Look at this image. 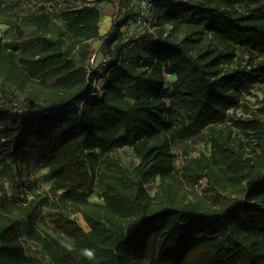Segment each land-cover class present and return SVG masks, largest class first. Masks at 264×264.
Returning a JSON list of instances; mask_svg holds the SVG:
<instances>
[{"label":"trees","instance_id":"trees-1","mask_svg":"<svg viewBox=\"0 0 264 264\" xmlns=\"http://www.w3.org/2000/svg\"><path fill=\"white\" fill-rule=\"evenodd\" d=\"M23 1L43 2L45 10L23 20L38 33L0 44V164L48 169L57 228L75 246L63 250L37 230L48 198L4 192L0 264H147L148 253L151 264H264V147L247 156L232 128L263 140L264 104L243 106L249 118L228 114L264 83V0H145L161 9L150 22L155 30L127 41L117 0H107L114 12L106 36L100 35L106 0L61 9L66 30L47 12V4L64 0ZM99 40L106 61L95 69L90 57ZM132 47L135 59L126 54ZM35 80L45 87L24 90ZM7 84L29 92L20 99ZM221 124L225 129L216 130ZM204 130L211 156L176 172V134L191 139ZM118 148L131 149L138 160L133 169L109 156ZM102 158L117 177L100 170ZM156 178L152 196L146 186ZM204 178L237 198L217 207L179 194L183 180ZM96 181L103 203L89 200ZM70 214H82L88 228ZM23 225L50 262L27 255Z\"/></svg>","mask_w":264,"mask_h":264},{"label":"rangeland","instance_id":"rangeland-1","mask_svg":"<svg viewBox=\"0 0 264 264\" xmlns=\"http://www.w3.org/2000/svg\"><path fill=\"white\" fill-rule=\"evenodd\" d=\"M105 16L107 18L108 9L114 12V5L110 1H105ZM147 2L145 0H117L118 10H119V20L127 21V25L121 29L122 38L128 40L132 37H139L144 34L146 29L149 27L151 31L155 28L151 26L150 22H156L160 8L145 6ZM43 2H24L23 0H0V44L21 39L25 37L32 36L39 32V30L32 25L24 24L23 20L31 17L34 13L41 14L44 12ZM82 4L81 0H64L62 6L55 4L47 10L49 13L48 17L54 23L59 24L64 30L67 29V25L59 19V12L63 8L76 7ZM137 18V21L135 20ZM105 18L102 19V21ZM104 24L102 26V33H105ZM112 28V18L110 20V27L107 28V33L103 36L110 34ZM169 31L171 27L166 26ZM189 28V27H188ZM188 28L181 26L177 31L179 38L185 36ZM192 28V27H190ZM109 30V31H108ZM192 30L199 31L198 28L193 27ZM206 38V36H204ZM104 51L103 41L99 40L94 45V52L98 54L97 61L93 67L95 69L99 68V63L102 59L101 52ZM127 56L131 59L136 58V52L134 48L126 50ZM260 57L258 60H262ZM169 78V77H167ZM102 81V80H101ZM103 82V81H102ZM53 80L47 81V85L52 84ZM7 86L15 92V94L23 99L26 97V92L17 88L13 84H7ZM45 85L42 84L40 80H35L33 82L27 83L24 90H31L33 92H39ZM264 104V83L257 86V88L249 90L245 93V99L242 107H239L241 112H244L243 106L248 108L258 109ZM230 117H237L236 112L230 111ZM238 118V117H237ZM176 126L179 125L180 117L174 116ZM231 124V123H228ZM216 130L225 129V124L215 126ZM233 136L239 137L243 142V147L246 148L248 153L247 156H252L258 153L264 147V138L259 140L256 136H247L241 129L237 126H232ZM2 128L0 127V130ZM208 134V130H204L202 135L193 137L191 139H184L176 134V137L172 144V152L174 156V166L176 172H181L183 167L195 161L203 156L210 157L213 152V147L211 141L205 138ZM110 157H114L120 161V163L128 169H133V167L138 163L137 158L129 148H118L109 153ZM100 170L109 173L112 176H118V172L114 170L111 165L101 159L100 165L98 166ZM216 174L220 177L222 181L231 187V182L229 181V175L224 169L217 168ZM160 178H156L150 184L146 186L147 191L150 195H155L159 191ZM53 185V181L49 176L48 169L43 167H20L14 165H2L0 164V196L2 193L6 192L10 197L14 199H22L28 197L30 199H41L48 198L49 203L43 208V217L40 220L37 230L43 236L47 237L51 242H57L60 248L63 250H71L75 246V241L64 235L58 228L56 224L57 216L56 214L60 212L57 204L52 198L50 188ZM183 189L180 190V195H185L188 201L203 200L209 205H216L217 207L226 204L232 200H235L236 195L232 196L230 191L233 189L221 190L215 185L209 182L208 178H204L197 183L189 182L187 180L182 181ZM232 188V187H231ZM62 192H60L61 194ZM104 187L100 182L96 181L92 190V195L89 198L91 202L103 203ZM65 212H69L65 210ZM72 218L78 220V222L85 228H88L82 214H70ZM21 239L24 243L27 255L32 258L42 259L45 262H50L49 258L43 255L42 249L38 247L32 240L28 239L27 231L25 225H23L21 231ZM193 260L189 264H193ZM146 263L151 264V254H147Z\"/></svg>","mask_w":264,"mask_h":264},{"label":"built area","instance_id":"built-area-1","mask_svg":"<svg viewBox=\"0 0 264 264\" xmlns=\"http://www.w3.org/2000/svg\"><path fill=\"white\" fill-rule=\"evenodd\" d=\"M62 4H63V2L59 3V6H60V5L62 6ZM146 5H147L149 8L152 7V5L149 4V3H146L145 6H146ZM50 6L52 7L53 4H47L48 9L50 8ZM54 6H55V4H54ZM97 58H98V54L94 52V53L91 55V57H90V64H91L92 67H93L95 64H97V63H96ZM105 61H106L105 59H101V62L99 63L98 66H102V65H104V64H105ZM94 67H95V66H94ZM167 77H169V75H166V79H167V81L170 82V78H167ZM230 111H234V112H236L237 117H238V118H241V119L251 117L250 115H247V114H245L244 112H241V110L239 109V107L234 108V109H232V110H230ZM230 111H229V112H230ZM229 112H228V114H229Z\"/></svg>","mask_w":264,"mask_h":264},{"label":"crops","instance_id":"crops-1","mask_svg":"<svg viewBox=\"0 0 264 264\" xmlns=\"http://www.w3.org/2000/svg\"><path fill=\"white\" fill-rule=\"evenodd\" d=\"M90 1H96V0H90ZM101 6H102V8H103V18H105L103 21H101V24H100V35L101 36H103V35H105L107 32V28L109 29V27H110V20H111V17H112V10L111 9H108V12H107V18L106 17H104L105 16V10H104V8H105V3H102L101 4ZM102 18V19H103ZM103 24L105 25L104 26V29H105V33H102L101 31V29H102V26H103ZM109 31V30H108Z\"/></svg>","mask_w":264,"mask_h":264},{"label":"clouds","instance_id":"clouds-1","mask_svg":"<svg viewBox=\"0 0 264 264\" xmlns=\"http://www.w3.org/2000/svg\"><path fill=\"white\" fill-rule=\"evenodd\" d=\"M89 255H91V253H89Z\"/></svg>","mask_w":264,"mask_h":264}]
</instances>
